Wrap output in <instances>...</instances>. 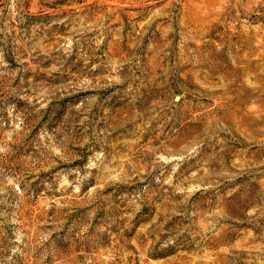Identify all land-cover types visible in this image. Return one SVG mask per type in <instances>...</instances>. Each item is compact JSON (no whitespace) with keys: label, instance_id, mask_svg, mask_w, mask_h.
<instances>
[{"label":"rangeland","instance_id":"obj_1","mask_svg":"<svg viewBox=\"0 0 264 264\" xmlns=\"http://www.w3.org/2000/svg\"><path fill=\"white\" fill-rule=\"evenodd\" d=\"M0 264H264V0H0Z\"/></svg>","mask_w":264,"mask_h":264}]
</instances>
